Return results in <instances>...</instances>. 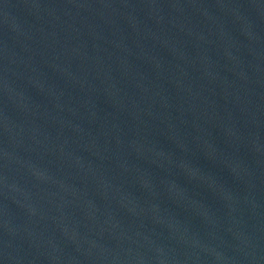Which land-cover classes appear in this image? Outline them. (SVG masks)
<instances>
[{"label": "water", "instance_id": "obj_1", "mask_svg": "<svg viewBox=\"0 0 264 264\" xmlns=\"http://www.w3.org/2000/svg\"><path fill=\"white\" fill-rule=\"evenodd\" d=\"M0 264H264V0H0Z\"/></svg>", "mask_w": 264, "mask_h": 264}]
</instances>
